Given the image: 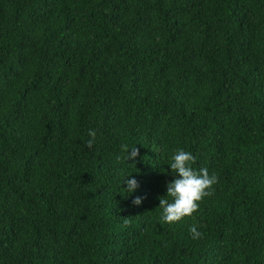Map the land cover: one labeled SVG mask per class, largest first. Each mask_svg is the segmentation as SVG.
I'll use <instances>...</instances> for the list:
<instances>
[{
	"label": "trees",
	"instance_id": "obj_1",
	"mask_svg": "<svg viewBox=\"0 0 264 264\" xmlns=\"http://www.w3.org/2000/svg\"><path fill=\"white\" fill-rule=\"evenodd\" d=\"M176 149L218 179L169 225ZM0 264H264V0H0Z\"/></svg>",
	"mask_w": 264,
	"mask_h": 264
},
{
	"label": "clouds",
	"instance_id": "obj_2",
	"mask_svg": "<svg viewBox=\"0 0 264 264\" xmlns=\"http://www.w3.org/2000/svg\"><path fill=\"white\" fill-rule=\"evenodd\" d=\"M89 139L86 142L88 148H92L96 140V132L92 129L88 131ZM126 163L129 160L135 161L139 156V150L136 145H125ZM195 157L189 151L176 149L168 162L171 175L173 177L166 184V194L159 197V206L161 210L159 219L162 223L173 225L184 218L192 217L199 209L200 203L206 198L213 195L214 185L217 183V176L210 174L207 168L193 167ZM128 164V163H127ZM159 165V164H156ZM165 175L168 170L161 168ZM122 186L127 192V196L135 193L139 188L137 179L132 173H122ZM135 205L142 204V198L136 196L133 200ZM188 232L192 240L202 238V233L198 231L196 225L189 227Z\"/></svg>",
	"mask_w": 264,
	"mask_h": 264
}]
</instances>
